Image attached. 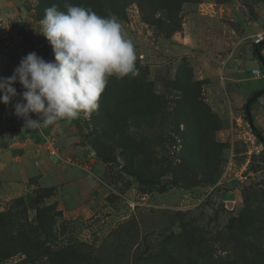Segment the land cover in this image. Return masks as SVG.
I'll use <instances>...</instances> for the list:
<instances>
[{
    "label": "rangeland",
    "instance_id": "374dc122",
    "mask_svg": "<svg viewBox=\"0 0 264 264\" xmlns=\"http://www.w3.org/2000/svg\"><path fill=\"white\" fill-rule=\"evenodd\" d=\"M53 4L115 16L139 74L57 122L56 145L88 170L56 165L90 179L87 194L50 176L0 182V264H264V143L244 111L264 88L251 73H264V0H0V77L33 51L54 60L38 33ZM250 111L264 133V93Z\"/></svg>",
    "mask_w": 264,
    "mask_h": 264
},
{
    "label": "clouds",
    "instance_id": "9594fccd",
    "mask_svg": "<svg viewBox=\"0 0 264 264\" xmlns=\"http://www.w3.org/2000/svg\"><path fill=\"white\" fill-rule=\"evenodd\" d=\"M38 33L50 43L54 60L35 51L21 58L9 77H0V103L18 95L14 114L30 130L71 122L98 109L109 78L137 76L134 42L115 16H102L82 5L53 4L45 9ZM22 85L20 94L13 86ZM35 114L38 119H32Z\"/></svg>",
    "mask_w": 264,
    "mask_h": 264
},
{
    "label": "crops",
    "instance_id": "0c3cea01",
    "mask_svg": "<svg viewBox=\"0 0 264 264\" xmlns=\"http://www.w3.org/2000/svg\"><path fill=\"white\" fill-rule=\"evenodd\" d=\"M2 39L4 40H2L1 43L8 42L10 46H13L16 43V40L8 35L7 37L4 36ZM1 55L0 47V56ZM14 87L17 89V93L22 92L23 87L18 82ZM0 122L4 124L3 130L0 132L1 183H11L13 178H15L17 179V182L24 184L36 175H42L45 179L50 176V179L48 180L54 181L59 179L60 182L64 181L65 184L76 189L75 197L87 194L86 189L91 186V180L84 176H70L67 172L59 171L56 162H58L59 165L63 164H61L54 155H50L47 152L43 140L37 135L39 133L41 136L43 134L54 136V133L59 130V123L47 128L38 129V133L34 130L27 129L24 127L23 119L18 118L14 114L12 102L8 105H0ZM13 124L17 128L13 131L9 130L8 126ZM54 138L57 142L55 136ZM58 139L61 142L59 136ZM57 147L60 154L68 155L67 153H64L59 145ZM55 170H58V172Z\"/></svg>",
    "mask_w": 264,
    "mask_h": 264
},
{
    "label": "built area",
    "instance_id": "2783aa9c",
    "mask_svg": "<svg viewBox=\"0 0 264 264\" xmlns=\"http://www.w3.org/2000/svg\"><path fill=\"white\" fill-rule=\"evenodd\" d=\"M264 41V30L258 31L254 34L253 42L256 45H260ZM251 73L257 77V78H264V73L261 72L259 67H253L251 69ZM43 142L45 145V149L50 155H54L58 161L63 165H69V166H78L85 170H88V167L86 165L80 164L77 161L73 160L68 155L60 154L59 149L56 145V140L53 135L50 134H43Z\"/></svg>",
    "mask_w": 264,
    "mask_h": 264
},
{
    "label": "water",
    "instance_id": "95a60500",
    "mask_svg": "<svg viewBox=\"0 0 264 264\" xmlns=\"http://www.w3.org/2000/svg\"><path fill=\"white\" fill-rule=\"evenodd\" d=\"M263 44H264V41H263L260 45H263ZM260 45H259V46H260ZM260 59H261V58H260ZM263 93H264V88H263L262 90L256 92V93H254V94L248 99V101L246 102L245 107H244V111H245V113H246V117H247V120H248V122H249V125H250L251 127H253V128L255 127V123H254V119H253V117H252V115H251V111H250V102H251L254 98L259 97L260 95H262ZM259 139H260L261 142L264 143V137L260 136ZM226 207H228V208H232V207H233V201H232V200H230V201H226Z\"/></svg>",
    "mask_w": 264,
    "mask_h": 264
},
{
    "label": "trees",
    "instance_id": "16d2710c",
    "mask_svg": "<svg viewBox=\"0 0 264 264\" xmlns=\"http://www.w3.org/2000/svg\"><path fill=\"white\" fill-rule=\"evenodd\" d=\"M254 45H255L254 53L257 54V55H260L262 49L264 48V44H263V45H260V46H259V45H256V44H254ZM262 89H263V88H262ZM262 89H261V88H258V89L253 90V91L249 94V96L247 97L246 102L248 101V99H249L254 93H256V92H258V91H260V90H262ZM256 99H257V97L254 98V99L250 102V110H251L252 104L256 101ZM246 102H245V104H246ZM245 104H244V107H245ZM245 118H246V120H247V117H245ZM251 128H252V132H253L257 137H260V136L264 137V133H263L262 129H261L260 126H258L256 123H255V127H254V128L251 127Z\"/></svg>",
    "mask_w": 264,
    "mask_h": 264
}]
</instances>
